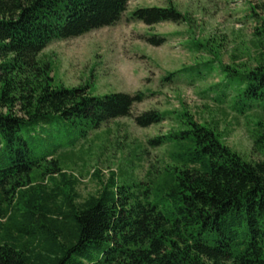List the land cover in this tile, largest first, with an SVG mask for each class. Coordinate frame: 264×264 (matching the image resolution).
I'll use <instances>...</instances> for the list:
<instances>
[{
	"label": "trees",
	"instance_id": "1",
	"mask_svg": "<svg viewBox=\"0 0 264 264\" xmlns=\"http://www.w3.org/2000/svg\"><path fill=\"white\" fill-rule=\"evenodd\" d=\"M130 1L0 0V264H264V117L251 131L257 162L183 109L174 128L147 141L167 153L141 179L111 171L95 194L80 199L78 180L63 171L61 163L102 125L132 118L147 128L164 118L156 110L132 117L142 92L94 97L85 86L55 84L41 56L55 41L115 26ZM164 1L135 9L129 20L188 21ZM255 35L258 58L235 98L264 111V19ZM210 65L188 71L200 76ZM232 85L229 75L225 86Z\"/></svg>",
	"mask_w": 264,
	"mask_h": 264
},
{
	"label": "rangeland",
	"instance_id": "2",
	"mask_svg": "<svg viewBox=\"0 0 264 264\" xmlns=\"http://www.w3.org/2000/svg\"><path fill=\"white\" fill-rule=\"evenodd\" d=\"M171 4L187 22L152 26L132 22L130 14L137 8L167 6L164 0H133L115 26L55 41L41 53L51 64L55 84L85 86L94 97L142 92L145 99L133 106L132 117L148 110L164 115L159 124L147 128L123 118L90 132L75 147L74 156L61 163L63 171L78 180L80 199L95 194L111 171L141 179L149 166L163 165L167 147L151 149L147 141L174 128L183 109L196 122L216 127L222 143L245 160L262 159L252 149L251 131L264 111L235 94L245 69L258 58L255 43L261 35L255 33L264 19V0H171ZM153 35L163 37L164 43H146L144 39ZM206 41L207 48L196 49V43ZM208 63L203 75L188 71ZM168 74H173L171 81H164ZM229 75L233 85L227 88Z\"/></svg>",
	"mask_w": 264,
	"mask_h": 264
}]
</instances>
